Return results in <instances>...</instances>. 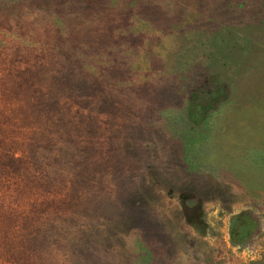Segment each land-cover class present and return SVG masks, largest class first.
Returning a JSON list of instances; mask_svg holds the SVG:
<instances>
[{"label":"rangeland","instance_id":"rangeland-1","mask_svg":"<svg viewBox=\"0 0 264 264\" xmlns=\"http://www.w3.org/2000/svg\"><path fill=\"white\" fill-rule=\"evenodd\" d=\"M0 264H264V0H0Z\"/></svg>","mask_w":264,"mask_h":264}]
</instances>
